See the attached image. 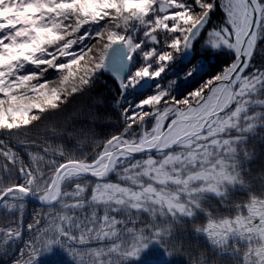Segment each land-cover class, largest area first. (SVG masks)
I'll use <instances>...</instances> for the list:
<instances>
[{"label": "snow or ice", "instance_id": "obj_1", "mask_svg": "<svg viewBox=\"0 0 264 264\" xmlns=\"http://www.w3.org/2000/svg\"><path fill=\"white\" fill-rule=\"evenodd\" d=\"M264 264V0H0V264Z\"/></svg>", "mask_w": 264, "mask_h": 264}, {"label": "trees", "instance_id": "obj_2", "mask_svg": "<svg viewBox=\"0 0 264 264\" xmlns=\"http://www.w3.org/2000/svg\"><path fill=\"white\" fill-rule=\"evenodd\" d=\"M54 259H57V258H50V259L48 260L47 264H52V260H54Z\"/></svg>", "mask_w": 264, "mask_h": 264}]
</instances>
